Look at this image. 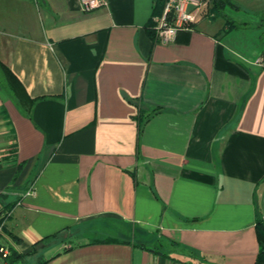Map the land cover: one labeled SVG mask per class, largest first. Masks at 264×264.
<instances>
[{"label": "crops", "instance_id": "1", "mask_svg": "<svg viewBox=\"0 0 264 264\" xmlns=\"http://www.w3.org/2000/svg\"><path fill=\"white\" fill-rule=\"evenodd\" d=\"M104 1L0 0L11 264H259L264 0L168 42L151 28L160 0ZM104 216L133 231L88 237Z\"/></svg>", "mask_w": 264, "mask_h": 264}, {"label": "built area", "instance_id": "2", "mask_svg": "<svg viewBox=\"0 0 264 264\" xmlns=\"http://www.w3.org/2000/svg\"><path fill=\"white\" fill-rule=\"evenodd\" d=\"M84 10H92L104 5V0H80ZM212 0H165L160 14L153 17V28L156 37L162 42H168L176 34L177 30L190 27L198 20L211 18ZM32 188L26 191V195L32 194ZM9 211L0 209V264L11 253L10 248L3 241V229Z\"/></svg>", "mask_w": 264, "mask_h": 264}, {"label": "trees", "instance_id": "3", "mask_svg": "<svg viewBox=\"0 0 264 264\" xmlns=\"http://www.w3.org/2000/svg\"><path fill=\"white\" fill-rule=\"evenodd\" d=\"M164 1L165 0H160L161 4H160L159 8H157L154 11L153 17L155 15L160 14L162 7H163V4H164ZM226 5L231 6L233 4L229 0H212V5H211V11L213 13L212 18L214 16H225L223 13V8ZM153 25H154V22H153V20H151V28H152V31L155 32ZM245 25H246L245 23H239V22H236V21L226 17V27H225L226 31L230 30V29H234V28L244 27ZM5 78L11 79V78H13V75H12L11 71L9 70V68L3 62L0 61V85L3 82V79H5ZM9 204L10 203H7L4 206L0 205V209L9 208ZM255 228L258 232V236H259L260 244H261L258 262H259V264H261V263L264 264V219L262 217H260V216L256 217ZM20 257L21 256L19 254H15L14 252H11L6 260L8 261V263L11 264L13 262H16L17 259H20Z\"/></svg>", "mask_w": 264, "mask_h": 264}, {"label": "rangeland", "instance_id": "4", "mask_svg": "<svg viewBox=\"0 0 264 264\" xmlns=\"http://www.w3.org/2000/svg\"><path fill=\"white\" fill-rule=\"evenodd\" d=\"M81 226L87 229L86 235H88V237L107 236L108 239H112V237H116V235L114 234L116 231H120L121 233H127V234H129L130 231H133L132 225L126 224L124 222L117 220L114 217H109V216L90 219L85 223H82ZM111 231L114 232L113 235L110 234ZM35 263H36V258L32 257L29 258L26 264H35Z\"/></svg>", "mask_w": 264, "mask_h": 264}]
</instances>
